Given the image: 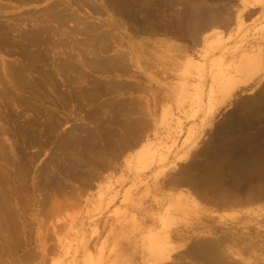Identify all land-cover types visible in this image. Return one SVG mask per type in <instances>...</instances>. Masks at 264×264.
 I'll return each mask as SVG.
<instances>
[{"label": "rangeland", "instance_id": "obj_1", "mask_svg": "<svg viewBox=\"0 0 264 264\" xmlns=\"http://www.w3.org/2000/svg\"><path fill=\"white\" fill-rule=\"evenodd\" d=\"M58 1L81 26L111 34L98 57L122 53L128 66L93 70L96 49L81 26L41 16ZM86 1L0 0L4 26L42 12L35 23L46 31L34 47L33 21L2 29L10 36L0 43V264H202L185 251L213 237L230 260L264 264V198H206L264 188V0ZM118 99L136 101L137 112L115 113ZM222 178L237 188L223 190Z\"/></svg>", "mask_w": 264, "mask_h": 264}, {"label": "bare ground", "instance_id": "obj_2", "mask_svg": "<svg viewBox=\"0 0 264 264\" xmlns=\"http://www.w3.org/2000/svg\"><path fill=\"white\" fill-rule=\"evenodd\" d=\"M15 1H19V2H26V3H32V2H41V1H44V0H15ZM81 1V0H80ZM86 1V0H85ZM91 1V0H90ZM128 1V0H127ZM67 2V1H66ZM88 1H86L85 3L86 4H90V2H88ZM92 2V1H91ZM57 3H59L60 4V6H61V4L62 3H60L59 1L58 2H56V4H54V6H53V4H52V7L51 6H49V7H47L48 9L45 11L44 10V12L42 13V15H41V13L38 15V18H37V16H34V15H27V14H29V13H24V14H26V16L24 15L23 17H19L18 19H17V21L16 22H23V23H25L26 21H30V23L33 21L34 23H35V19L37 18V19H40L39 21L42 23L43 21H44V18H42L43 16H46V18L48 19V21H53V22H56V24L58 23V24H62V25H64L65 23H67V22H70V21H73V22H75V27H77L78 25H80V23H79V18H80V16H79V18H78V16H77V14H75V12H72L71 11V13H69V14H67L66 12H65V10L67 9V7H66V9L65 8H63V10L61 9V7H59L58 9H57V7L59 6V5H57ZM77 3H78V1H77ZM76 3V4H77ZM79 3H83V2H79ZM78 3V4H79ZM92 3H94V2H92ZM112 3V2H111ZM110 3V4H111ZM124 3H125V1H124ZM57 7H56V6ZM63 5V4H62ZM71 5V4H70ZM80 5V4H79ZM128 5V4H127ZM199 5V4H198ZM197 6V5H196ZM64 7V6H63ZM80 7V6H79ZM92 7V6H91ZM130 7V6H129ZM128 7V8H129ZM189 7V6H188ZM71 8V7H70ZM90 8V7H89ZM100 8V7H99ZM99 8L98 7H96L95 5L92 7V9H94V13H95V11H96V13L98 12V10H99ZM65 9V10H64ZM91 9V10H92ZM122 9V8H121ZM130 10V9H129ZM212 10V9H211ZM0 11H1V9H0ZM68 11V10H67ZM78 11V10H77ZM93 11V10H92ZM101 11H102V8H101ZM100 10H99V12H101ZM70 12V11H69ZM172 13V12H171ZM206 13V12H205ZM143 14V13H142ZM188 14V13H187ZM207 14V13H206ZM42 17H41V16ZM189 15V14H188ZM192 15V14H191ZM204 15V14H203ZM202 15V16H203ZM221 15V14H220ZM40 16V17H39ZM130 16V15H129ZM132 16V15H131ZM201 16V17H202ZM13 17V16H12ZM188 17V16H187ZM9 18V17H8ZM82 18V17H81ZM149 18H151V17H149ZM177 18V17H176ZM5 19V18H4ZM3 19V20H4ZM15 19V20H16ZM36 19V20H37ZM41 19H43L42 21H41ZM132 19V18H131ZM213 19V18H212ZM221 19V18H220ZM2 20V19H1ZM7 20V19H6ZM9 20V19H8ZM14 19L12 20H9V21H15ZM82 20V19H81ZM173 20V19H172ZM189 20H191V19H189ZM46 21V20H45ZM48 21H46V22H48ZM147 21H149V20H147ZM158 21V20H157ZM193 21V20H192ZM221 21V20H220ZM224 21V20H223ZM6 22H8V21H6ZM16 22H10V23H8V24H6V26H4L2 23H1V21H0V32H1V30L2 29H8L9 28V30L11 29V30H17V28L20 26V25H22V24H20V23H16ZM33 22H32V24H33ZM72 22V23H73ZM94 22V21H93ZM4 23V22H3ZM27 23V22H26ZM37 23H39V22H36L35 23V25L37 24ZM44 23V22H43ZM51 23V22H50ZM88 24H85V25H83V26H81V28L79 29V31L78 30H76L74 27V29H68V32H70V31H72V32H70V34H74V32H75V30H76V33H84V34H86L87 35V40H88V42L87 43H90V45L92 46H94V48L96 49L95 50V52L93 53V54H91L92 56L91 57H93V59H92V61L91 60H89V61H91L92 63H90V64H92V68H93V70H95V71H99V72H103V74L104 73H107L108 72V74L110 73V72H113V71H119V70H122V69H125L127 66H128V63L126 62V60H125V56L122 54V53H120V54H118L117 56L118 57H115V55H114V58H110V57H106V58H103V59H101L103 56L102 55H100V57H98L97 56V51L99 50V49H108V45H106V44H108L107 43V40L108 41H110V38H111V34L108 32H101V31H98V25L97 24H89V22H87ZM147 23V22H146ZM5 24V23H4ZM40 24V23H39ZM39 24L38 25H36L35 27H33V29L31 30V31H29L30 33H27L28 35H29V45L30 46H34L35 47V45H37L38 44V42L39 41H41V42H44L45 41V39H44V37H42L41 38V36H40V34L42 35V33L44 32V33H46V31H44V29H43V24H42V26L41 27H37V26H39ZM56 24H55V27L54 28H58V31H60L61 30V26H60V29H59V26L58 27H56ZM192 24V23H191ZM23 25H25V24H23ZM32 26V25H31ZM34 26V25H33ZM47 25L45 24V27H46ZM51 26V25H50ZM146 26V25H145ZM189 26V25H188ZM200 26V25H199ZM8 27V28H7ZM53 27V26H52ZM78 28H79V26H78ZM130 28V27H129ZM133 28V27H132ZM188 28V27H187ZM20 28H18V30H19ZM134 29V28H133ZM73 30H74V32H73ZM148 30V29H147ZM179 30V29H178ZM2 31H5V30H2ZM62 31V33H63V31L64 30H61ZM67 31V30H66ZM15 32H17V31H15ZM19 32V31H18ZM54 32V31H53ZM193 32V31H192ZM196 32V31H195ZM3 33H8V34H2V32L0 33V43L3 41V39H2V36H4V35H8V37L7 38H9V31H5V32H3ZM23 33L24 32H19V36H24L25 37V35H26V33H24L25 35H23ZM184 33V32H183ZM197 33V32H196ZM60 34H61V32H60ZM68 34V33H67ZM70 34L67 36V37H69V38H71L70 37ZM73 34L71 35V36H73ZM2 35V36H1ZM28 35L26 36V38L28 37ZM188 35V34H187ZM15 36V35H14ZM58 36V35H57ZM13 37V36H12ZM11 37V38H12ZM23 37V38H24ZM59 37H60V35H59ZM59 37H58V39H59ZM112 37H113V35H112ZM194 37V36H193ZM7 38L3 41L5 44H6V42L8 41L7 40ZM13 38H15V37H13ZM60 39H63L62 38V36H61V38ZM74 39V38H73ZM112 39V38H111ZM7 40V41H6ZM16 40V39H15ZM11 41V40H10ZM59 41H61V40H59ZM72 41V40H71ZM3 42H2V44H3ZM14 42V41H13ZM25 42V41H24ZM40 42V43H41ZM64 42H66V40L64 41L63 40V42H62V44L64 43ZM18 43V42H17ZM26 43V42H25ZM39 43V44H40ZM47 43V42H46ZM57 43H59L58 42V40L56 39V43H55V41L53 42V44H57ZM112 43V42H111ZM19 44H20V42H19ZM49 44V43H48ZM60 44H61V42H60ZM59 44V45H60ZM61 44V46L63 47V45ZM86 44V43H85ZM98 44H99V46H98ZM1 45V44H0ZM43 45V44H42ZM45 45V44H44ZM43 45V46H44ZM20 46V45H19ZM23 46V45H22ZM39 46V45H38ZM57 46H58V44H57ZM100 46H101V48H100ZM1 47V46H0ZM12 47V46H11ZM45 47V46H44ZM56 47V46H55ZM23 48V47H22ZM89 48H92V47H89ZM20 49V48H19ZM50 49V48H49ZM41 50H42V48H41ZM21 51H23V50H21ZM25 52H26V49L24 50ZM112 51V50H111ZM115 51V50H114ZM24 52V53H25ZM104 52H106V50L104 51ZM30 53V52H29ZM107 53V52H106ZM117 53V52H116ZM26 54V53H25ZM24 54V55H25ZM32 54H33V52L31 53V55L30 56H32ZM23 55V56H24ZM33 55H35V54H33ZM38 55H39V53H38ZM27 56L29 57V54H27ZM36 56V55H35ZM46 56V55H45ZM45 56H43L42 55V57H43V59L45 58ZM63 56V55H62ZM69 56V55H68ZM27 57V58H28ZM36 57H38V56H36ZM127 57V56H126ZM27 58H26V60H27ZM31 59L30 60H32V57H30ZM33 58H34V56H33ZM67 58V57H66ZM65 58V60H67ZM71 58V57H70ZM29 59V58H28ZM37 59V58H36ZM36 59L34 58V60L36 61ZM38 59H39V57H38ZM64 59V58H63ZM42 60V59H41ZM46 60V59H45ZM44 60V61H45ZM83 60V59H82ZM87 60V61H88ZM88 61V62H89ZM25 62V61H24ZM70 62H71V60H70ZM70 62H68V61H63V66H65V67H72V64H74V63H70ZM87 62V63H88ZM28 64H33L32 63V61H31V63L29 62ZM45 64V63H44ZM57 64V63H56ZM61 64V63H60ZM30 65V66H31ZM46 65V64H45ZM76 65H77V63H76ZM55 66V65H54ZM45 67V66H44ZM48 68V67H47ZM91 68V69H92ZM10 69H12V68H10ZM23 69H24V67H23ZM28 69V68H27ZM36 69V68H35ZM46 70V69H45ZM49 70V69H48ZM62 70H64V68H62ZM37 71V70H36ZM4 72V71H3ZM6 72V71H5ZM9 73H10V71H9ZM12 73V72H11ZM10 73V74H11ZM22 73V72H21ZM47 73L49 74V72L47 71ZM47 73H45V74H47ZM13 74V73H12ZM14 74H16V77H17V73H14ZM23 74V73H22ZM22 74H20V76L21 77H23L24 75H22ZM44 74V75H45ZM84 74V73H83ZM88 74V73H87ZM8 75V74H7ZM11 76H13V75H11ZM15 76V75H14ZM89 77V76H88ZM10 78H12V77H10ZM15 78V77H14ZM91 78H93V77H91ZM95 78V77H94ZM23 79H24V77H23ZM12 80V79H11ZM10 80V81H11ZM21 80H22V78H21ZM74 80V79H73ZM86 80V79H85ZM95 80V82H96V79H94ZM23 81V80H22ZM27 81V80H26ZM99 81V80H98ZM97 81V82H98ZM24 82H25V80H24ZM23 82V83H24ZM85 82V81H84ZM93 83L94 84V86H93V88L96 86L97 87V89L99 90H97L96 92L97 93H101L102 91H104L105 90V88H103V87H99V84L96 82V83ZM28 82H26L25 84H27ZM80 83V82H79ZM14 84V83H13ZM24 84V85H25ZM21 85L23 86V84L21 83ZM28 86H31V84L30 83H28L27 84ZM27 85H25V87L27 88ZM91 85V84H90ZM134 85H135V83H134ZM80 86V85H79ZM15 87V86H14ZM24 87V86H23ZM76 87V86H75ZM21 88V87H20ZM29 88H31L30 89V91L32 90V87H29ZM29 88H27L28 89V92H30L29 91ZM16 89V88H15ZM26 89V90H27ZM74 89V88H73ZM22 90V89H21ZM24 90V89H23ZM75 90V89H74ZM93 90V89H92ZM143 90H145V89H143ZM0 92L2 93V91L0 90ZM34 92V91H33ZM71 92V91H70ZM31 93V92H30ZM92 93H95L94 91L92 92ZM3 94V93H2ZM1 94V95H2ZM66 94V93H65ZM98 94V95H99ZM72 95V94H71ZM93 95V94H92ZM97 95V94H96ZM88 96V95H87ZM4 97V96H3ZM73 97V96H72ZM133 102H136V101H132V104L131 103H126V101H123V100H115V102H114V106L116 107H113L114 109H113V111L115 112V113H122V112H124V113H127V115H130V114H133L136 110H137V108L139 107V105L137 106V105H134L133 104ZM139 103V102H138ZM138 103H136V104H138ZM96 105V104H95ZM15 107V106H14ZM119 110V111H118ZM105 112L107 111V110H104ZM118 111V112H117ZM94 112V111H93ZM110 112V111H109ZM137 112V111H136ZM135 112V113H136ZM107 113V112H106ZM108 114V113H107ZM110 117V116H109ZM114 118V117H113ZM112 118V119H113ZM109 121V120H108ZM118 121V120H117ZM130 121V119L129 118H126V120H125V122H127V126H130V124L128 123ZM136 121V120H135ZM114 122V121H113ZM120 122V121H119ZM138 122H140V121H138ZM137 121H136V123H138ZM107 123V122H106ZM144 123V122H143ZM108 124V123H107ZM112 124V123H111ZM114 124V123H113ZM135 125V122L132 124V126H134ZM140 125V124H139ZM142 125V124H141ZM131 126V127H132ZM131 127H129V128H131ZM135 128H136V126H134ZM41 129V128H40ZM133 130V129H132ZM117 132V131H116ZM126 132H128L127 134H129V133H131V131L129 132V130L128 131H126ZM88 133V132H87ZM118 133V132H117ZM116 133V134H117ZM90 134V133H89ZM132 134V133H131ZM93 135V134H92ZM119 136V135H118ZM73 137V136H72ZM92 137V136H91ZM126 137V136H125ZM68 139V138H67ZM78 139V138H77ZM93 139V138H92ZM128 139V138H127ZM76 140V139H75ZM90 140V139H89ZM110 140V139H109ZM129 140V139H128ZM82 141H83V139H82ZM124 142V141H123ZM71 143H72V141H71ZM92 143V142H91ZM125 143V142H124ZM34 144V143H33ZM83 144V143H82ZM77 145V144H76ZM86 145V144H85ZM84 145V146H85ZM94 145V144H93ZM128 146V145H127ZM68 147V146H67ZM75 148H78L79 147V145L78 146H74ZM74 147H72L71 148V146H70V149L73 151L75 148ZM81 147V146H80ZM87 147V146H86ZM95 147V146H94ZM90 148V149H89ZM89 150L90 151H92V144L89 146ZM70 149H67V150H70ZM78 150H80L81 151V149L79 148ZM78 150H76V151H78ZM88 150V151H89ZM0 152H1V150H0ZM3 152V151H2ZM82 152H85V149H84V151H81V153ZM87 152V151H86ZM85 152V153H86ZM84 153V154H85ZM91 153H93L94 154V152H91ZM97 153V152H96ZM95 153V154H96ZM99 153H100V151H99ZM102 153V152H101ZM72 154H74V152L72 153ZM79 154V153H78ZM87 154V153H86ZM98 154V153H97ZM71 155V154H70ZM76 155V154H75ZM81 155V154H80ZM102 155H103V153H102ZM96 156V155H95ZM25 157V156H24ZM97 157H99L98 155H97ZM92 158V157H91ZM99 158H102L101 157V155H100V157ZM5 159V158H4ZM65 159V158H64ZM74 159H76V158H74ZM87 159V158H86ZM82 160V159H81ZM90 161H92V160H90ZM94 161V160H93ZM74 163V162H73ZM81 163V162H80ZM83 163V162H82ZM70 165H72V163L70 162ZM74 165V164H73ZM76 165H78L77 163H76ZM84 165V164H83ZM82 167V166H81ZM87 167V166H86ZM89 167V166H88ZM71 168V170H72V167H70ZM76 170V169H75ZM88 170H90V169H88ZM65 171V170H64ZM70 171V170H69ZM185 171V170H184ZM72 172V171H71ZM74 172V173H73ZM72 173V175H74V177L76 178V176L77 175H75L76 174V172L75 171H73ZM49 173V172H48ZM79 172H77V174H78ZM184 173H186L187 174V172H184ZM82 174V173H81ZM84 174H86L85 176H87V173H85L84 172ZM83 174V175H84ZM89 174H91V173H89L88 172V177H85V178H83L84 176H80L79 174V176L80 177H82V178H79V179H81L82 180V183H86V184H88L89 183V179H92V178H89ZM190 173H188V175H189ZM187 175V176H188ZM243 175V174H242ZM43 176V175H42ZM50 176V175H49ZM92 176V175H91ZM186 176V178L183 180V181H185V180H188L187 178L190 176H188L187 177ZM227 176V175H226ZM45 177V176H44ZM71 177V176H70ZM78 177V176H77ZM93 177V176H92ZM73 178V177H72ZM88 178V179H87ZM181 178V177H180ZM184 178V177H183ZM190 178V177H189ZM191 179H192V177H191ZM188 180V181H192V180ZM238 179L239 180H241V178H239L238 177ZM237 179V181H239ZM246 179V178H245ZM211 180V179H210ZM218 180H220L221 182H222V184L221 183H219V184H221V185H223V190L226 188V187H228L229 185V179L227 180L226 178H222V179H218ZM47 181V180H46ZM56 181V180H55ZM60 181V180H59ZM64 181V180H63ZM181 180H179V182H180ZM182 181V182H183ZM236 181V180H235ZM234 180H232V182L234 183L235 182ZM245 181H248V180H245ZM243 179H242V181H239V182H245ZM53 182V181H52ZM215 182V181H214ZM213 182V183H214ZM238 182V183H239ZM251 182H254L253 180L251 181ZM2 183V182H1ZM54 183H56V182H54ZM231 183V182H230ZM64 184V183H63ZM212 184V183H211ZM217 184V183H216ZM218 184V185H219ZM252 184H254V183H252ZM54 185V184H53ZM215 185V184H214ZM236 185H237V183H236ZM84 186V185H83ZM239 186V185H238ZM229 187H231V188H237V186L235 187L234 185H231V186H229ZM228 187V188H229ZM240 187V186H239ZM242 187H245V185H243ZM230 188V189H231ZM241 188V187H240ZM216 189V188H215ZM219 188H217L216 190H218ZM221 189V188H220ZM219 189V190H220ZM2 190V189H1ZM79 190V189H78ZM215 190V191H216ZM222 190V189H221ZM229 190V189H228ZM232 190V189H231ZM235 190V189H234ZM236 190H239L238 191V193H236L235 195H233V196H230L229 198H224V194H221V196H223V197H221L220 195H217V193L215 194V195H213V196H207L206 198H208V200L209 199H211L212 201H215V202H217V203H220L221 205H226L227 206V204H228V206H230V205H234V204H236V205H238V204H248V203H251L252 201H254V202H256L255 200H257V201H259V200H263V198H264V188L262 187V188H259V187H256V188H254V189H243V190H240L239 188H237ZM233 191V190H232ZM71 192V191H70ZM73 192V191H72ZM219 193H220V191H218ZM226 192V191H225ZM225 192H223V193H225ZM237 192V191H236ZM215 193V192H214ZM228 193H229V191H228ZM3 194V193H2ZM59 194V193H58ZM62 194V193H61ZM21 195V194H20ZM65 196V195H64ZM228 197V196H227ZM5 202V201H4ZM4 202H0V203H4ZM253 203V202H252ZM4 205H5V203H4ZM6 208V207H5ZM1 210V209H0ZM3 211H4V209H3ZM8 212V211H7ZM4 214V213H3ZM5 215V214H4ZM6 219V218H5ZM18 221V220H17ZM4 222V221H3ZM7 222V221H6ZM8 224H9V222H7ZM17 223V222H16ZM13 226V225H12ZM212 232V231H211ZM177 234V233H176ZM213 234H215V231H213ZM214 236V235H213ZM212 237V236H211ZM10 239V238H9ZM13 239V238H12ZM11 239V240H12ZM13 241H16V239L14 238L13 239ZM223 243L224 242H222V239L220 238V240H219V238H199V239H196L194 242H192L188 247H187V250L185 251V254H186V256H188L189 258H191V259H194V260H197V261H200L202 264H239V262H238V260H233V259H229L228 258V254H227V251H229L228 249H230V248H226L225 249V247L223 246ZM225 245V244H224ZM230 252V251H229ZM12 254V253H11ZM233 254V253H232ZM232 256V255H231ZM234 256V255H233ZM32 257V256H31ZM238 257V256H237ZM231 258V257H230ZM28 261V260H27ZM24 262V261H23ZM242 262V261H241ZM199 263V262H198ZM5 264V263H4Z\"/></svg>", "mask_w": 264, "mask_h": 264}, {"label": "crops", "instance_id": "obj_3", "mask_svg": "<svg viewBox=\"0 0 264 264\" xmlns=\"http://www.w3.org/2000/svg\"><path fill=\"white\" fill-rule=\"evenodd\" d=\"M166 98H167V97H165V99H166ZM165 99H164V100H165ZM148 117H149V116H148ZM150 123H151V122H148V123H147V126H150ZM143 126H144V125H143Z\"/></svg>", "mask_w": 264, "mask_h": 264}]
</instances>
